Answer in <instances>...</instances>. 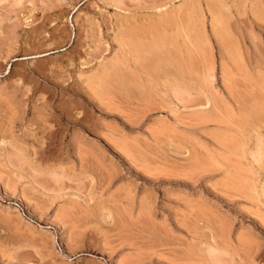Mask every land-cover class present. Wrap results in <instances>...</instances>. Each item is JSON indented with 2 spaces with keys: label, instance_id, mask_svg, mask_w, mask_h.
Instances as JSON below:
<instances>
[{
  "label": "rangeland",
  "instance_id": "rangeland-1",
  "mask_svg": "<svg viewBox=\"0 0 264 264\" xmlns=\"http://www.w3.org/2000/svg\"><path fill=\"white\" fill-rule=\"evenodd\" d=\"M0 264H264V0H0Z\"/></svg>",
  "mask_w": 264,
  "mask_h": 264
},
{
  "label": "bare ground",
  "instance_id": "bare-ground-1",
  "mask_svg": "<svg viewBox=\"0 0 264 264\" xmlns=\"http://www.w3.org/2000/svg\"><path fill=\"white\" fill-rule=\"evenodd\" d=\"M256 10H257V9H256ZM258 10H259V8H258ZM258 10H257V11H258ZM258 12H259V11H258ZM224 18H225V20H224ZM220 19H222V18H220ZM223 21L227 22L228 20L226 19V17H223V19L221 20V22H223ZM225 24H226V23H225ZM225 24L222 23V26L225 25ZM227 24H229V23H227ZM225 26H226V25H225ZM218 29H219V28H218ZM216 31H217V30H216ZM221 31H223V30H221ZM221 31H217V33H219V32L222 33ZM222 34H224V33H222ZM222 34H220L221 37H222V36H223V37L226 36V34H224L225 36L222 35ZM226 37H227V36H226ZM226 37H225V38H226ZM225 38H223V39L226 40ZM227 39H228V38H227ZM228 41H229V39H228ZM152 43H153V42H152ZM154 44H156V43L154 42ZM146 46H147V45H146ZM146 46H145V47H146ZM147 47H148V48H147ZM147 47H146V48L150 51V50H152V49H149V48H150V47H154V45L152 44L150 47H149V45H148ZM155 47H156V46H155ZM179 70H181V72H182V73L179 74V75L184 74V73H183V69H180V68H179ZM179 73H180V71H179ZM167 79H168V78H167ZM169 79H170V78H169ZM166 81H167V80H166Z\"/></svg>",
  "mask_w": 264,
  "mask_h": 264
}]
</instances>
